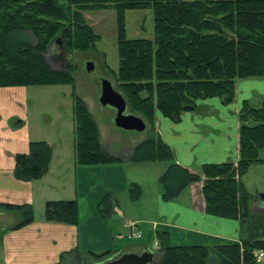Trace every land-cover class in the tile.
<instances>
[{"label": "trees", "instance_id": "trees-1", "mask_svg": "<svg viewBox=\"0 0 264 264\" xmlns=\"http://www.w3.org/2000/svg\"><path fill=\"white\" fill-rule=\"evenodd\" d=\"M106 9L116 15L118 69L113 88L124 98L129 114L151 129L128 161L169 163L158 180L164 202L202 181L205 214L240 225L238 242L214 246L171 245L169 233L157 231V258L153 256L150 264H264V259H257L264 254V217L252 214L242 183L252 166L264 165L259 158L264 150V99L256 108L244 101L238 112L237 163L205 164L200 175L178 165L154 129L156 113L177 123L182 114L194 112L199 101L217 98L224 105L232 103L238 81L264 79V0H0V88L73 86V66L53 70L44 55L56 39L64 51L93 48L99 36L83 13ZM136 10L152 11V39L126 38L124 14ZM72 95L75 165L122 162L102 149L96 123L84 102ZM51 157L46 142H30L28 154L14 156V178L40 180ZM129 191L138 197L136 185ZM118 207L117 195L109 192L97 211L109 219ZM0 212L19 216L10 231L34 220L32 207L26 204H1ZM43 212L47 223L78 225L76 200L48 201ZM118 257L116 250L95 254L72 249L60 254L55 264H104Z\"/></svg>", "mask_w": 264, "mask_h": 264}, {"label": "crops", "instance_id": "crops-1", "mask_svg": "<svg viewBox=\"0 0 264 264\" xmlns=\"http://www.w3.org/2000/svg\"><path fill=\"white\" fill-rule=\"evenodd\" d=\"M24 88H0V205L26 204L33 209H39L48 201L74 199L70 193L75 191L79 210L81 201L91 215L86 223L88 230L84 236L91 239L92 243L90 246L84 242L80 229L47 223L42 218L28 226L10 231L18 221L12 212H0V231L4 232L0 250L1 253H4L3 250L8 253L6 258L12 261L11 263H57L60 254L75 248L88 249L92 253L100 254L105 249H110L109 243L105 241L108 232L111 242H114L116 239H124L122 237L124 234L117 232L123 229L126 231L127 239L121 250H116L119 256L124 253H151L150 244L155 240L157 231L168 232L170 244L173 242L174 245L187 243L185 246H214L239 241L238 221L205 214L202 181L185 188L175 200L164 202L158 180L169 163L129 162L132 150L138 144L124 148L122 154L106 151L98 129L102 149L122 162L106 166H76L73 152L74 135L67 144L61 134L51 133L52 137L49 138L43 135L41 129L36 128L34 132L30 128V120L26 114L28 100L25 98ZM263 99L264 79L240 80L236 83L232 103L224 105L217 98L199 101L197 109L182 114L177 123L156 113L154 129L172 150L174 161L190 173L200 175L201 167L205 164L237 163L238 112L244 101L256 108ZM145 140L146 138L140 141ZM32 141H43L50 145L52 157L48 172L37 181H17L13 176L14 156L28 154L29 143ZM71 146L72 163L75 166L73 175L77 181L83 179L81 185L83 190L92 189V178L98 183L102 182L93 187L88 196H80V185L71 182L72 174L66 166L65 161L68 160L64 157L65 151L67 152ZM133 184L139 188V195L136 198L129 194V188ZM109 192L117 195L119 207L115 209L111 218L102 219L96 213L97 205ZM254 206L257 213L264 215V204L262 206L258 201ZM107 220L110 221V226ZM92 221L98 225L97 228H90ZM113 233H118V238L113 237ZM135 234L139 236L135 237ZM144 234L149 235L150 242L142 240ZM133 239L139 242L132 244Z\"/></svg>", "mask_w": 264, "mask_h": 264}, {"label": "rangeland", "instance_id": "rangeland-1", "mask_svg": "<svg viewBox=\"0 0 264 264\" xmlns=\"http://www.w3.org/2000/svg\"><path fill=\"white\" fill-rule=\"evenodd\" d=\"M83 15L86 19L87 24L93 29L94 33L99 36V40L94 44V47L89 49L88 51L83 52L64 51L61 50V45L56 44L53 47H50L44 55L47 64L54 69L63 70L67 64H71L73 66V86L24 88L25 98L28 100V110L26 111V114L28 115L30 120V128L34 130V132L36 131V128L41 129L43 131V135L49 136V138L52 137L51 133L61 134L65 137V143L69 144L72 139V132L74 128L72 119V93H74L75 96H77L84 102L94 122L98 126L103 148L106 151L122 154L124 148L126 149L127 147L139 144L142 140L147 138V136L150 134L151 129L149 126H146L145 130L139 133L121 130L117 128L113 123L115 111L110 107H103L100 105L99 96L101 81L107 80L114 87L113 75L117 73L118 69L116 15L113 10L109 9L84 12ZM124 24L127 39H152L153 37L154 22L151 10H136L125 12ZM29 39L32 43H34V39L32 36H29ZM89 62L94 66V69L90 73L86 71V65ZM126 113L129 114L127 109ZM64 157L66 160H68L65 161L66 166L72 174L71 182L80 185V196H88L91 193V190H93V187L97 186L99 183H102H98L95 179L92 178V189L89 188L87 191H84L83 187L81 186L83 184V179L77 181L73 175V169L75 166L72 163V146L71 148L69 147V150H67V152L65 151ZM259 158L264 159V150L260 151ZM242 183L246 192L250 195L251 198L250 210L252 214L264 217V215L257 213L254 206L258 204V201L262 204V206L264 204L258 198L259 195L264 194V165L252 166L247 174L242 178ZM70 194V196L74 199L69 200H76L75 194L77 193L73 191V193L71 192ZM54 201L62 200L58 199ZM76 202L78 204V225L70 227L80 229L82 233V239L84 240V242H87L91 246L92 240L86 239V237L84 236V234L88 230V227H86V223L90 220L91 215L89 212H87V208L83 206V202L80 201L81 210H79V203L77 200ZM32 211L34 216L33 222H36V220L40 218L44 219L43 206H40L39 209H33L32 207ZM96 213L99 216L97 209ZM14 217L16 221L20 220L17 214H14ZM110 225L111 224L109 221L108 226ZM108 226H105V228H107ZM97 227L98 225L93 224L92 221V225H90V228L95 229ZM115 227H117V225H115ZM119 227H121V225ZM143 227L144 225L142 226V228ZM99 228L101 230L102 226L100 225ZM107 230L109 231V229ZM117 232L124 234L122 235L124 239H116L114 242H111V236L108 232V237L105 241L106 243H109L108 246L110 249H105V251H120L126 243V231L123 229ZM3 233L4 232H2L1 234L2 238ZM117 234L118 233H113V237L118 238ZM142 240L150 242L149 235L146 236L144 234ZM131 241L132 244L139 242L138 240L134 239ZM180 244L187 245V243ZM171 245H174V243L172 242ZM0 249H2V240ZM75 249L80 252H90L88 249ZM156 250L157 242L156 240H153L150 244V251L152 253V257L154 256V258H157ZM3 251L4 253H1L0 250V264H13L11 263L12 261L6 258L8 253L5 250Z\"/></svg>", "mask_w": 264, "mask_h": 264}, {"label": "water", "instance_id": "water-1", "mask_svg": "<svg viewBox=\"0 0 264 264\" xmlns=\"http://www.w3.org/2000/svg\"><path fill=\"white\" fill-rule=\"evenodd\" d=\"M56 44L61 45V50H64V47L59 42V39H56L52 43V47ZM93 69V64L90 62L87 63L86 71L90 73ZM99 103L101 106L110 107L115 111L113 123L117 128L124 131L138 133L145 130V122L135 115L126 113V102L124 98L120 93L114 90L112 84L107 80L101 81ZM258 198L264 203V194L259 195ZM152 259V254L148 252L141 254L124 253L118 258L104 264H150Z\"/></svg>", "mask_w": 264, "mask_h": 264}, {"label": "built area", "instance_id": "built-area-1", "mask_svg": "<svg viewBox=\"0 0 264 264\" xmlns=\"http://www.w3.org/2000/svg\"><path fill=\"white\" fill-rule=\"evenodd\" d=\"M138 236H139V234H135V237H138ZM257 259H258V261H262L264 259V254L263 253H259L257 255Z\"/></svg>", "mask_w": 264, "mask_h": 264}]
</instances>
